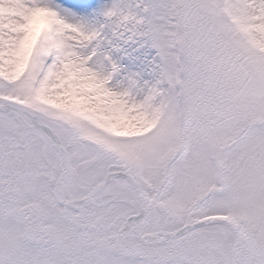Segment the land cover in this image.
I'll return each mask as SVG.
<instances>
[{
    "label": "rangeland",
    "instance_id": "obj_1",
    "mask_svg": "<svg viewBox=\"0 0 264 264\" xmlns=\"http://www.w3.org/2000/svg\"><path fill=\"white\" fill-rule=\"evenodd\" d=\"M57 1L0 0V96L21 101L69 146L74 170L63 195L85 197L114 153L159 199L143 231L226 215L244 226L239 263L254 264L259 255L264 264V0H230L240 31L220 0ZM178 4L192 51V99L203 100L191 116L188 152L161 170L179 146ZM46 22L56 27L59 54L36 94L34 78L49 52ZM77 136L102 140L111 151L102 155ZM46 151L56 176L63 158L49 143ZM31 162L33 176L38 162ZM10 165L0 159V264H159L164 249L162 257L179 259L169 264L228 263L233 231L225 224L211 222L171 246L130 250L119 229L141 203L123 179L79 215L53 201L45 180L17 183L20 191L11 186ZM29 202L43 217L41 234L27 241L20 219ZM92 240L103 248H92Z\"/></svg>",
    "mask_w": 264,
    "mask_h": 264
},
{
    "label": "flooded vegetation",
    "instance_id": "obj_2",
    "mask_svg": "<svg viewBox=\"0 0 264 264\" xmlns=\"http://www.w3.org/2000/svg\"><path fill=\"white\" fill-rule=\"evenodd\" d=\"M7 116L6 120H4L2 118L3 116L0 115V143L3 146L1 149L6 152L5 154L8 158H17L15 165L16 167L18 166V171L15 179L21 184V188L26 186L28 184L27 182H32L31 180H34L33 178L45 180L52 185L53 179H56V177L49 170L50 164L48 161V153H46V149L48 148L47 138L34 126L26 124L20 118H14L10 115ZM34 116L46 128L50 127L48 121L40 115L34 114ZM11 128L15 130L13 131ZM62 143L66 145L65 142L62 141ZM69 154L71 160H73V153L69 152ZM31 161L38 162V164L35 163L37 165L35 166L33 176H31V172L28 170L29 164L32 163Z\"/></svg>",
    "mask_w": 264,
    "mask_h": 264
},
{
    "label": "water",
    "instance_id": "obj_3",
    "mask_svg": "<svg viewBox=\"0 0 264 264\" xmlns=\"http://www.w3.org/2000/svg\"><path fill=\"white\" fill-rule=\"evenodd\" d=\"M0 103H5L7 105H9L10 107H12L13 109L17 110L18 112H20L21 114H23L26 118L33 120V118L31 117V115L24 110L23 108H21L20 106H18L16 103L11 102L9 100H6L4 98H0ZM39 128L46 134V136L49 138V140L52 142V144L60 149L64 156H65V167L64 170L62 172V176L59 180L58 186H60L63 181L67 178L69 171H70V159L69 156L65 150L64 147H62V145L58 142V140L53 136V134L48 130L43 129L41 126H39ZM118 176L123 177L124 179H126L129 184L137 191V193L139 194V196H142L141 190L139 189V187L137 186L136 182L134 181V179L130 176L129 171L126 170L123 173H119L117 174ZM108 182V177L106 176L104 178V180L102 181V183L98 186V188L89 196L86 198L85 201V205L88 206L89 204H91V202L93 201V199L95 198V196L104 188V186L106 185V183ZM55 199L63 206L71 208L73 210H78L74 205H72L71 202H66V201H62L57 197V190L55 192ZM148 209L149 208H143L138 214L134 215L131 217L132 223L134 225L135 228V232L137 233V235L140 237V239H142V241H144L146 244H155V245H162V244H167L169 242H172L173 240L179 238L180 236L188 233L189 231L196 229L198 227L204 226L206 224H209L212 221H223L229 224H236L235 221L226 218V217H210V218H206L203 219L199 222L193 223V224H189L186 225L176 231L170 232L166 234V237L158 240V241H146L145 238L146 237H153L155 236V234L153 235H144L140 232V230H138L137 226H136V220L140 217V216H144L146 217L148 214ZM32 209L28 210V214L29 217H32L34 215L33 212L31 211ZM240 244V235L239 233L235 234V238H234V243H233V250H232V258H231V264H235L236 262V253H237V249L238 246ZM95 246H100V244L95 243ZM256 264H258V259L256 261Z\"/></svg>",
    "mask_w": 264,
    "mask_h": 264
},
{
    "label": "bare ground",
    "instance_id": "obj_4",
    "mask_svg": "<svg viewBox=\"0 0 264 264\" xmlns=\"http://www.w3.org/2000/svg\"><path fill=\"white\" fill-rule=\"evenodd\" d=\"M60 2H62V0H59ZM60 3L57 1V0H53V5L55 6H58ZM70 8L74 11V12H80L81 11V7L79 4H70L69 5ZM65 11V9L63 10V12ZM60 198L62 199H71V197L69 195L65 196L63 195V191L61 190L60 191ZM79 206L81 205V203L78 204ZM143 220L142 217L138 218L137 221H136V226L138 228H140V225H141V221ZM223 224V223H222ZM131 222L129 223L127 229L130 230L129 232H126L129 234V241H130V245H135V246H139L140 245V241L138 239V237L136 236L135 232L133 229H131ZM227 227L231 228V230H233V232H236V228L235 227H232L228 224H225ZM237 264H240L239 261H237Z\"/></svg>",
    "mask_w": 264,
    "mask_h": 264
}]
</instances>
